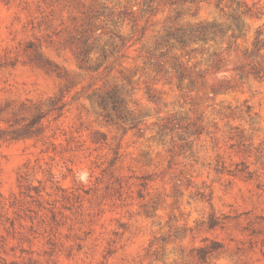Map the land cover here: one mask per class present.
<instances>
[{
  "label": "rangeland",
  "instance_id": "374dc122",
  "mask_svg": "<svg viewBox=\"0 0 264 264\" xmlns=\"http://www.w3.org/2000/svg\"><path fill=\"white\" fill-rule=\"evenodd\" d=\"M0 264H264V0H0Z\"/></svg>",
  "mask_w": 264,
  "mask_h": 264
},
{
  "label": "trees",
  "instance_id": "16d2710c",
  "mask_svg": "<svg viewBox=\"0 0 264 264\" xmlns=\"http://www.w3.org/2000/svg\"><path fill=\"white\" fill-rule=\"evenodd\" d=\"M214 32V29L210 27L201 26L197 29H192L187 36L183 33L178 35L177 42L180 44L181 48H185L189 42L193 40H205L210 33L214 34ZM100 104L105 106V100L103 99Z\"/></svg>",
  "mask_w": 264,
  "mask_h": 264
}]
</instances>
